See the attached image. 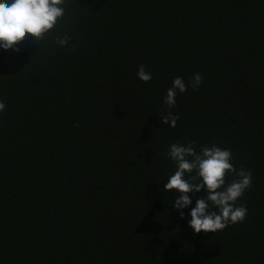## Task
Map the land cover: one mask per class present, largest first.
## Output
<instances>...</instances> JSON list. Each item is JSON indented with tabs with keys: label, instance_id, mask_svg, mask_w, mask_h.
<instances>
[{
	"label": "trees",
	"instance_id": "1",
	"mask_svg": "<svg viewBox=\"0 0 264 264\" xmlns=\"http://www.w3.org/2000/svg\"><path fill=\"white\" fill-rule=\"evenodd\" d=\"M17 47H0V264H264V0H68L41 50ZM175 143L251 171L243 223L196 234L206 189L181 218Z\"/></svg>",
	"mask_w": 264,
	"mask_h": 264
},
{
	"label": "clouds",
	"instance_id": "2",
	"mask_svg": "<svg viewBox=\"0 0 264 264\" xmlns=\"http://www.w3.org/2000/svg\"><path fill=\"white\" fill-rule=\"evenodd\" d=\"M67 3L68 0H0V47L19 52L17 46L31 37L41 50V42L49 41L58 30ZM69 40L70 37L64 34L55 36L51 42L54 47L63 48L68 46ZM72 50L75 51V46ZM137 77L145 83L153 78L144 65L139 67ZM202 82L203 76L199 73L190 77L188 83L182 77L174 79L164 98L168 112L159 117L163 125L176 127L180 117L171 109L176 105L177 94L187 92L189 87L196 90ZM5 108L6 105L0 102V112ZM168 156L175 163L176 171L169 177L164 190L176 193L174 207L182 219L184 209L192 205L189 194L206 189V196L196 200L190 213L189 227L196 234L216 233L246 220L248 209L237 205V201L252 187L253 177L251 171L243 167L238 170L234 166L230 150L213 144L202 146L197 152L194 143H175L170 146ZM229 174L234 177L230 182Z\"/></svg>",
	"mask_w": 264,
	"mask_h": 264
}]
</instances>
